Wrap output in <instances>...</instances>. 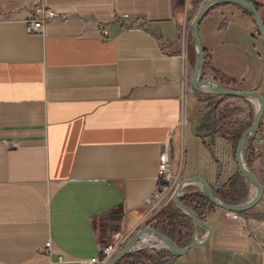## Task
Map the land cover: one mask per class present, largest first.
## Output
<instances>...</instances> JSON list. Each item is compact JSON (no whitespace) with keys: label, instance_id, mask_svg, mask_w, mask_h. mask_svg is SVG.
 <instances>
[{"label":"crops","instance_id":"1","mask_svg":"<svg viewBox=\"0 0 264 264\" xmlns=\"http://www.w3.org/2000/svg\"><path fill=\"white\" fill-rule=\"evenodd\" d=\"M36 1L57 16L41 33L28 34ZM178 1L0 0V264L96 263L109 244L100 243L102 218L117 216L110 238L128 239L145 224V202L158 191L166 147L177 170L178 146H190L183 174L202 177L212 190L238 175L231 145L222 138L209 146L190 127L180 145ZM206 1L186 5L193 11ZM246 1L264 23V0ZM198 32L201 78L217 73L264 99V38L247 12L231 2L215 4ZM186 36L189 98V30ZM243 101L247 121L256 106ZM199 103L191 96L187 112L198 116ZM261 137L264 113L249 142L257 178L264 166ZM261 209L244 215L252 239L239 219L214 210L206 217L210 239L182 256L164 254V264H264ZM204 234L199 229L197 237Z\"/></svg>","mask_w":264,"mask_h":264},{"label":"water","instance_id":"2","mask_svg":"<svg viewBox=\"0 0 264 264\" xmlns=\"http://www.w3.org/2000/svg\"><path fill=\"white\" fill-rule=\"evenodd\" d=\"M225 2L235 3L242 7L251 17L259 34L264 38V23L260 19L258 11L252 3L246 0H207L197 10L190 24V35L194 45L195 55L194 63L192 66V76L189 81V86L194 93H199L203 92L200 90V87L208 84L211 87L210 90L207 91L208 93L226 97L239 98L251 102L252 100H254L257 102V108L255 110L252 123L246 130L242 132L234 152V158L237 169L244 178V180L253 188L254 192L252 193L251 198L249 197L248 200H246L245 202L237 205H231L224 203L219 198H217L214 195L210 185L202 177L194 176L182 179L177 184L171 196V203L176 208L181 210V212H183L186 216H188L194 226V233L189 244L183 248H179L173 243L171 239H169L162 233L156 231L154 228L144 227L143 229L138 230L106 264H117L123 257L132 253L135 250L134 246L140 241L142 235L146 233L154 234L156 238L162 242L164 248L174 256H182L193 248L204 245L210 239L212 235V229L207 222L201 221L192 209L188 208L180 201L182 190L187 185H198L201 189V193L209 202H211L216 208L229 213L244 214L245 212L251 210L253 207L258 205L262 200L264 185L262 184L260 179L257 178L247 167L244 160L246 144L248 143L251 136H253L257 132L260 126L262 115L264 113V99L262 95L257 91H240L236 89L226 88L223 87L216 80L211 78L201 79V68L204 60V51L199 38L198 27L202 17L213 5ZM178 3L183 6L185 0H179ZM199 229L205 230V234L200 238L197 237V232Z\"/></svg>","mask_w":264,"mask_h":264},{"label":"rangeland","instance_id":"3","mask_svg":"<svg viewBox=\"0 0 264 264\" xmlns=\"http://www.w3.org/2000/svg\"><path fill=\"white\" fill-rule=\"evenodd\" d=\"M196 11H197L196 8H193V11H190V8H187L186 0H185L184 5L181 7V9H178V13L180 14L179 17L183 18L182 25L185 22V25H184L185 33L188 32V30L190 31V24H191L195 14H196ZM182 30H183V28H181V36H180V39H179L180 44L182 43V41L187 43V36L186 35L182 39ZM191 70H192V65H191ZM206 78H209V77L206 76V77H203L201 79H206ZM191 96H196V98L200 102L197 105L198 107H200V109H198L199 110L198 111V116L192 115L191 112L189 111L188 112V116L184 117V119H185L184 120V125H183V127L181 129L180 128L178 129L179 134H180L179 137H178V139L180 140V145H181V140H182L183 136H185V138H186V136H187V134H188V132L190 130V127H192L194 129H196L197 135H199L202 138H207L208 139L207 141H208L209 146L212 144V141L216 137L222 138L223 140H225L226 142H228L231 145V150H232V152L234 154L236 146L233 147V140L227 134H224L223 130H224V132H225V130H226V132H234L235 130H240L242 128L244 129L245 127L247 129L251 125L252 120H253L252 115L249 116V119L247 121H245L241 117L242 115H241L240 111L243 108H246V105H245L243 99L234 98V97L220 96V95H215V94H211V93H208V92L194 93L192 91V93L190 94V96L188 98V101H190ZM213 120H215V121L219 120V122L217 123V125L215 127L216 128L215 132L212 133V131L204 130V129H207L208 127H205L204 129L200 128V123L204 124V126H208V124H211L210 122H212ZM187 129H189V130H187ZM181 147L182 146H178L176 155L173 158V160H174L173 162H176V165L178 167L177 170H173V167H172V170L174 172L173 176L176 177L177 172H179L178 176L176 178V183L174 184L172 190L167 194V197L164 200H162L155 208L152 209L151 205L147 206V204L145 202V205L147 207L146 208V210H147V214L146 215H147L148 218L145 216L146 218H144L143 221H142V224H144V223L145 224L142 225L138 230H141L144 227H151L150 226L151 220L156 218V217H158V216H160L159 213L161 211H163V208H165L169 203H171V201H170L167 205H163V203L166 202L167 198L173 194V192H174L177 184L179 183V181L182 180V179L187 178L183 174L184 166H186V161L184 162V157H185L184 153L186 152V157L189 156L191 147L190 146H183L184 149L181 148ZM187 152H188V154H187ZM171 159H172V154H171ZM244 160H245V156H244ZM245 163H246V160H245ZM238 174L241 175L239 171H238ZM241 177H242V175H241ZM258 177L261 180L262 184H264V166H262L261 172L258 174ZM243 180H244V178H243ZM159 183H163L160 178H159L158 184ZM223 186L224 185L220 186L217 190L219 191V189L223 188ZM250 187L251 186L244 180V190L246 192V198H245V200L243 202H245L249 198L248 197L249 196L248 195V189ZM251 189H252V187H251ZM160 190L158 188V191H157L158 193L148 197L146 199V201L149 198L153 197L152 201H154V205H155L156 202H157V198L155 196L161 195L163 193V191L160 192ZM213 191H216V190H213ZM194 192L201 193V189H200V187L198 185H190V186H188L185 189V191H183V193H181L182 194L181 196L184 197V196L188 195L189 193L191 194V193H194ZM243 202H241V203H243ZM256 206H261V208H262L261 209L262 213L261 212L258 213L257 217H260V218L264 219L263 204L260 202ZM248 212H250V210L245 212L242 215V217H244V215H247ZM179 214L183 215V216H186L183 212H181V210H179ZM116 219H117V216H115V215H111V216L107 215V216H105L104 218H102L100 220V227L101 228H100V232L98 233L99 238H100V243H113V242L116 241V239L118 238V234H116L112 238H110V235L113 234L116 231V225H115V224H117ZM248 223L250 224V221H248ZM193 233H194V231H193ZM109 238H110V241H109ZM130 238H128L124 242L123 246L129 241ZM104 246H102V247H104ZM143 246H145V247L139 248V250L135 249L132 253H135V252H138V251L145 252V255L148 256V257H151L153 259V261H150V262H148L146 260L144 262L140 261L139 262L140 264H144V263H147V264L148 263L149 264H164L165 261H166L163 258V255L165 254V251H167L169 254H171L168 250H166L164 248V245H162L161 247L156 246L155 243L152 241V238L146 239ZM114 255L109 256V258H107L106 260L104 259L103 263H101L100 260H99L98 262L93 263V264H106ZM136 264H138V263H136Z\"/></svg>","mask_w":264,"mask_h":264},{"label":"trees","instance_id":"4","mask_svg":"<svg viewBox=\"0 0 264 264\" xmlns=\"http://www.w3.org/2000/svg\"><path fill=\"white\" fill-rule=\"evenodd\" d=\"M254 7L257 10V7L256 6ZM247 15L249 14L247 13ZM194 55L195 54L193 50V45L191 44L190 63L192 66L194 63ZM213 79L216 80L218 83H220L223 87L235 89L234 81H231L227 78H223L222 76H219V74L217 73L214 74ZM218 122L219 120L217 121L213 120L212 122H210L211 124H208V126H203V129L205 127H208L207 129L204 130L212 131L213 133L215 132L216 129L215 127ZM245 129L246 127L244 129L242 128L240 130H235L234 132H226V130L224 132L223 130V133L227 134L233 140V147H235L242 132ZM257 133L258 132H256L253 136H251L245 147L244 156L248 168H250L252 161L255 159V156L252 153V150L250 149L249 142L256 136ZM164 185H165L164 183H159L158 184L159 190ZM213 193L217 198H219L224 203L231 205L240 204L246 198V192L244 190V180L241 177V175L238 174L236 177L231 178L226 184H224L223 188H220L219 191L218 190L213 191ZM180 201L185 206L192 209L196 213L197 217L204 222H207V218H206L207 215H209L214 210L218 209L199 192H194L191 194L189 193L188 195L180 198ZM159 214L160 216L151 220L150 226L154 228L156 231L162 233L163 235L171 239L173 243L179 248H183L187 246L192 239L193 231H194V226L190 218H188L187 216L180 215L179 210L176 207H174L171 203H169L165 208H163V211H161ZM165 254L170 255L167 251H165ZM170 257L173 258L172 255H170ZM145 260L148 262L153 261L151 257L145 255V252L138 251L126 255L117 264H136V263L140 264L139 263L140 261L144 262Z\"/></svg>","mask_w":264,"mask_h":264},{"label":"built area","instance_id":"5","mask_svg":"<svg viewBox=\"0 0 264 264\" xmlns=\"http://www.w3.org/2000/svg\"><path fill=\"white\" fill-rule=\"evenodd\" d=\"M31 18L26 22L25 30L28 34H35V33H41L45 27V25L55 19L57 14H55L52 10L46 8L39 2H35L33 4V8L31 11ZM185 23L182 25V39L185 37ZM103 36H107L106 33H103ZM181 54L180 58L182 60L183 64V77L181 81V101L183 104V115L180 119V122L178 123V129L182 128L184 125V117L188 116V112L186 109V103L188 101V74H187V43L182 41L181 45ZM263 134V133H262ZM260 144L264 142V138L261 137L259 140ZM178 173L176 174V177H174V172L172 170V159H171V149L169 147H166L159 155V177L162 180V182L165 184L162 189L163 191L161 195L155 196L157 198V202L154 205V201H152V198H149L146 201L147 206L151 205L152 209L155 208L162 200H164L167 197V194L172 190L174 184L176 183V178L178 176ZM173 181V182H172ZM158 193V192H157ZM169 196L163 205H167L170 202ZM263 209H264V195L262 202ZM230 217L234 219H239L241 222V230L246 235L248 239H252L253 237V231L251 229L250 224L248 221L242 217L239 214L235 213H227ZM127 240L126 237H118L115 242L109 243L105 245L104 247L100 248V257L99 260L101 263H103L104 259L106 260L109 258V256L114 255L121 247L123 246L124 242ZM98 260V261H99ZM97 261V262H98Z\"/></svg>","mask_w":264,"mask_h":264},{"label":"bare ground","instance_id":"6","mask_svg":"<svg viewBox=\"0 0 264 264\" xmlns=\"http://www.w3.org/2000/svg\"><path fill=\"white\" fill-rule=\"evenodd\" d=\"M184 23H185V22H184ZM210 88H211L210 85L206 84V85L200 87V90L203 91V92H207V91L210 90ZM190 89H191V88H190ZM252 102L255 103V106H256V108H257V102L254 101V100H252ZM256 108H255V110H256ZM259 130H260V126H259L257 132H259ZM263 185H264V184H263ZM187 187H188V185L183 189V191H185V189H186ZM183 191H182V193H183ZM253 192H254V191H253V188H252V189H251V192H250V194H249V197H250V198H251ZM181 195H182V194H181ZM263 195H264V192H263ZM171 196H172V195H171ZM181 197H182V196H181ZM181 197H180V198H181ZM262 199H263V197H262ZM170 201H171V197H170ZM261 202H262V200H261ZM235 214H237V213H235ZM148 238H152V241L155 243L156 246L161 247V246L163 245L162 242L159 241V240L156 238V236H155L154 234H152V233H146V234L142 235V237L140 238V241L134 246V249H139V248L145 247V246H143V245H144V243H145V240L148 239ZM141 243H142V244H141ZM151 247H152V246H151Z\"/></svg>","mask_w":264,"mask_h":264}]
</instances>
